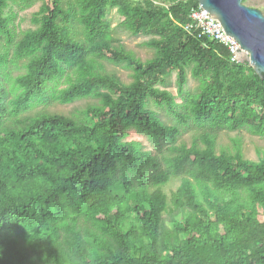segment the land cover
<instances>
[{
	"label": "trees",
	"instance_id": "obj_1",
	"mask_svg": "<svg viewBox=\"0 0 264 264\" xmlns=\"http://www.w3.org/2000/svg\"><path fill=\"white\" fill-rule=\"evenodd\" d=\"M37 3L19 35L18 11ZM198 5L0 0V264H264V157L215 149L224 130L264 137V74L182 27ZM112 9L152 57L113 36ZM10 48L25 62L7 89ZM83 99L94 101L73 116L26 115Z\"/></svg>",
	"mask_w": 264,
	"mask_h": 264
},
{
	"label": "rangeland",
	"instance_id": "obj_2",
	"mask_svg": "<svg viewBox=\"0 0 264 264\" xmlns=\"http://www.w3.org/2000/svg\"><path fill=\"white\" fill-rule=\"evenodd\" d=\"M242 3L246 6L257 8L264 14V0H245ZM38 6L39 4L37 3L28 9L18 11L17 17L15 19V25L17 26L19 35L21 33V30H27L28 28H32L34 26L31 23V18L32 14L38 9ZM108 19L111 23V32L113 36L118 38L127 50H131L134 55L141 60H146L153 56V49L142 46L140 44L143 40L142 37H133L128 32L123 31L118 27L119 19L116 9H112L109 11ZM76 28L80 29V26L75 25V29ZM8 54L10 61L7 67V69L9 70V80L5 82V85L7 89H11L13 85V78L24 71L22 65L25 60H16L15 58H13L11 48L9 49ZM103 69L105 72L117 75L125 83H129L132 80L130 75L131 70L125 66L103 62ZM187 77L188 82L185 88L190 92H197L199 90L198 80L192 78L189 71L187 72ZM175 79L176 74L173 73L170 77L171 89L173 91L176 90ZM93 101L94 100L92 99H83L70 104L53 103L48 106H38L31 109L29 112H27L26 115L46 112L52 114L73 116L76 115L79 111L83 110L88 104H91ZM149 107L160 112L162 118L168 120L166 114L160 108L155 107L152 102H150ZM195 136V131L186 133L181 137V142L187 145H191ZM132 137L140 140L143 147H145L146 149H150L154 153L156 152L154 144L151 143L146 137L141 136L136 132L132 134ZM197 145L199 147H204V144L199 139L197 140ZM238 147L244 158L258 160L259 158L264 157V137L251 135L243 129L237 131L224 130L218 133L215 140V149L217 153H219L220 151H226L227 153L233 154ZM178 179V177L171 179L169 183L162 187V190L169 194L170 190L176 188Z\"/></svg>",
	"mask_w": 264,
	"mask_h": 264
},
{
	"label": "water",
	"instance_id": "obj_3",
	"mask_svg": "<svg viewBox=\"0 0 264 264\" xmlns=\"http://www.w3.org/2000/svg\"><path fill=\"white\" fill-rule=\"evenodd\" d=\"M220 22L225 33L235 38L248 51L251 67L264 74V14L246 6L242 0H198Z\"/></svg>",
	"mask_w": 264,
	"mask_h": 264
},
{
	"label": "built area",
	"instance_id": "obj_4",
	"mask_svg": "<svg viewBox=\"0 0 264 264\" xmlns=\"http://www.w3.org/2000/svg\"><path fill=\"white\" fill-rule=\"evenodd\" d=\"M189 18L190 22L182 26L186 31L225 47L230 62L251 66L248 51L243 49L235 38L225 33L219 20L209 11L198 5L197 8L191 9Z\"/></svg>",
	"mask_w": 264,
	"mask_h": 264
}]
</instances>
